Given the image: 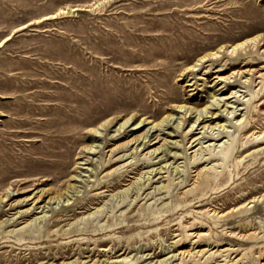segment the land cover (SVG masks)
Returning a JSON list of instances; mask_svg holds the SVG:
<instances>
[{
  "label": "rangeland",
  "instance_id": "374dc122",
  "mask_svg": "<svg viewBox=\"0 0 264 264\" xmlns=\"http://www.w3.org/2000/svg\"><path fill=\"white\" fill-rule=\"evenodd\" d=\"M262 36L264 0H0V264H264Z\"/></svg>",
  "mask_w": 264,
  "mask_h": 264
},
{
  "label": "bare ground",
  "instance_id": "6f19581e",
  "mask_svg": "<svg viewBox=\"0 0 264 264\" xmlns=\"http://www.w3.org/2000/svg\"><path fill=\"white\" fill-rule=\"evenodd\" d=\"M74 10H76V9H72V10H70V12H73ZM65 11V10H64ZM64 11H58L59 13H57V14H64V13H67V11L66 12H64ZM263 37V36H262ZM261 37V38H262ZM260 39V37H254V38H251V39H247V40H244L243 42H240V43H237V44H235L232 48H231V50H229L228 51V53L231 55V54H234V55H231L230 57H233V60H240V61H245L247 58H248V56L249 55H253L254 53H258V52H260V49L262 48V50H261V53L263 54V56H264V37L261 39V40H257V39ZM1 43V42H0ZM215 57L216 56V53H212V54H208V55H206V56H203V57H200L199 59H197V62H199V63H202V62H204L203 60L206 58V57ZM216 58V57H215ZM214 59V58H213ZM218 59V58H217ZM262 61H264V59H262ZM196 62V63H197ZM249 64V61H246V62H244V64H243V66H245V65H248ZM194 67H195V65H194ZM194 67H192L190 70H193V68ZM224 70H225V68H223L222 66L221 67H219V68H217L216 70H215V73L216 74H219V73H222V72H224ZM252 75H250V77L248 78V79H246L245 81H244V83L246 82V83H250L251 85L252 84H254L255 83V81H253L251 78ZM214 78H217V76L216 77H214ZM220 78V77H219ZM260 79V82H258V84L259 83H261V82H263L264 81V75H259L258 77H257V79ZM229 78H223V79H219V81H226V80H228ZM191 81V80H190ZM263 85V84H262ZM260 88H261V86H260ZM227 99H229V97H226V98H224V100H227ZM221 100V99H220ZM219 103H220V101H219V99H217L216 98V96L215 95H213V96H211V101L209 102V103H207V105L206 106H204L203 108H202V110L198 113V115H197V118L195 119V121L193 122V124L189 127V130L188 131H186V133H190L191 131H193L192 129H193V127H194V124H196L197 122H198V125H203V124H205V123H208L207 124V126H206V128L208 127V125H209V123H211V122H213V121H215V120H217L218 118H219V115H217L216 113L215 114H212V113H209V111H208V109L210 108V107H214L216 110H219V108H218V106H219ZM226 104H227V102H226ZM179 109H181V107H179V106H177ZM175 111V110H174ZM232 112H227V114H231ZM208 114H209V116H208ZM171 116V114H169V115H166L165 116V118L167 119V117H170ZM165 118L162 120V121H164L165 120ZM144 120H139V121H136V123H135V127L136 128H134V130H136L137 128H139V127H137L139 124H141V123H144L143 122ZM239 121H241V120H238L237 122H239ZM169 122V121H168ZM186 122V120L184 119V118H181L180 119V122L178 123V126H179V124L181 123V125H180V128L181 127H183V125H184V123ZM126 122H123L122 124H120V126H119V128L117 129V132L120 134V130L122 129V126L125 124ZM240 123V122H239ZM149 124H152V122L150 123L149 122ZM161 125V124H160ZM158 125H156V124H154V125H151L150 127H149V129H148V131L149 130H151V129H153V128H155L156 129V127H157ZM215 126H217V125H215ZM144 127V126H143ZM203 127H205V126H203ZM202 127V128H203ZM218 128H221V126H217ZM212 128V127H211ZM224 128V126H222V129ZM141 129V128H140ZM176 129H178V127H176ZM160 130V129H159ZM147 131V132H148ZM95 132V131H94ZM212 132V131H211ZM220 134H218L216 137H214V136H212L211 135V133H210V135H208V138H210V140H213V141H219V140H221L222 138H219L218 136H219ZM144 138V137H143ZM146 138V137H145ZM144 138V139H145ZM198 139H193L192 141H191V144L190 145H192L194 142H196ZM149 141H147V143H148ZM259 143H262V144H264V136L263 137H261L260 138V140H259ZM142 146L144 147L145 146V144L143 143L142 144ZM147 146H149V145H147ZM196 145H194L193 147H195ZM91 148V146H88L87 148H86V150H88V149H90ZM147 149H148V147H147ZM156 152V150H153L152 151V153H151V155H153V153H155ZM196 152V151H195ZM230 152V150L229 149H226L225 150V152L224 153H221V155H222V157L223 158H225L226 156H227V154ZM197 153V152H196ZM195 153V154H196ZM263 153H264V150H263ZM194 154V155H195ZM199 156H201V155H199ZM115 155H112V157H111V159L109 158L107 161H106V164L104 165L103 164V167L105 168V169H108V168H110V167H112V166H114L115 164H117L118 162H119V160L121 159V158H123V156H121V157H119V158H115ZM195 158V157H194ZM197 159H198V161L199 162H201V163H197V164H204L205 162H208L209 160H210V158H207V159H204L203 158V156L202 157H196ZM150 159V158H149ZM150 161V160H149ZM149 161H147L146 159H144V161H143V164H145V163H150ZM59 163L61 164V163H63V161H59ZM142 164V165H143ZM138 168V167H137ZM118 169H116L115 171H113V172H111L108 176H110V175H113L116 171H117ZM153 171V170H152ZM61 173V172H60ZM151 173V172H150ZM56 176V175H55ZM144 183V182H143ZM166 187V186H165ZM165 187H163V188H165ZM42 195V194H41ZM41 195H39L38 197H40ZM60 198V196L59 195H55V196H52V197H50L48 200H51V199H59ZM65 235H69V233H67V234H65ZM194 237H196L197 239L200 237V236H194ZM197 239H196V243H192L193 245H195V248H196V246H198V244H197ZM191 240V239H190ZM220 252H227V253H231L232 251L231 250H223V251H220ZM154 254V253H153ZM163 254V253H162ZM178 254V256H179V262H178V264H184L185 263V261H188V260H191V261H188V262H191L192 264H195V263H197V262H199L200 260H201V258L203 257V252L202 251H193V252H186V253H177ZM210 256H215L214 254H212V253H210L209 254ZM198 257V258H197ZM178 258V257H177ZM186 258H188L187 260H186ZM206 262H208V258L205 260Z\"/></svg>",
  "mask_w": 264,
  "mask_h": 264
}]
</instances>
